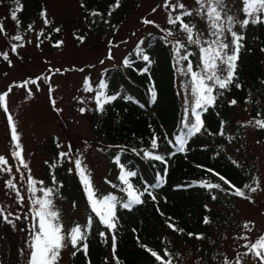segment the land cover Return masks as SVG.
Here are the masks:
<instances>
[{
	"label": "rangeland",
	"instance_id": "obj_1",
	"mask_svg": "<svg viewBox=\"0 0 264 264\" xmlns=\"http://www.w3.org/2000/svg\"><path fill=\"white\" fill-rule=\"evenodd\" d=\"M181 2L188 9L193 10L194 14L188 22L196 26L201 40L213 39L208 35L206 19L195 15L194 10L197 7L195 0H181ZM123 3L131 7L129 17L116 31L107 36H100L91 32L89 20H86L80 9V4L76 0H46L48 17L52 24L44 31L46 36L51 32L52 40L42 37L41 46L39 48L35 46L37 34L43 28V22L40 19L33 26L32 31L28 30L25 35L22 34L24 35L22 42L26 46L17 49L19 55H14L11 52V44L19 43L11 40V36L19 34V28L7 18L6 8L0 7V17L4 19L0 21L7 33V35L0 33V54L7 51L9 59L14 65L9 67L8 62L4 61L0 55V93H3L13 82L19 83L28 77L35 78L41 74L49 75L47 69L50 67L62 70V74H55L51 77L53 88L51 96L55 101V108L62 109L59 113L50 103L47 85L39 92L33 86H29L33 89L34 95L32 96H28L23 89L13 88L6 98L9 113L13 117L20 136V143L24 149V158L29 164L31 175L35 180L45 182V171L50 166L49 163L56 162L53 150L57 149L58 153L68 151L70 144L72 146L70 155L79 156L83 166H86L96 196L103 198L114 195L119 200H126L125 193L120 190L125 186L118 179L121 172L106 159L107 151L118 150V148L100 139L93 127L95 113L93 98L96 95L95 89L98 87L100 79L105 72L122 66L123 61L129 55L135 54L137 49L145 47L149 35L155 33L163 37L164 33L160 31V28L164 27L170 28L173 32V35L167 38L168 41L174 43L179 40L186 45V50L192 53L190 56L193 60V70H197L196 64L199 62L200 56L199 47L187 43L186 34L179 31L178 25L169 26L166 24V11L162 7L157 8L155 13L152 12L154 7L161 4V0H124ZM171 3H176V0H171ZM224 3L227 5L226 11H229L237 20L244 19L241 11L242 0H224ZM142 19L153 20L160 27L143 24ZM55 27L61 28L59 34L51 31ZM233 30L242 34L250 44L243 50V58L237 62V68L240 72H244L243 83L248 85L247 96L242 103L237 99L235 106H229V101L234 98L229 95L226 97L228 101L227 114L224 116L222 113H218L221 122H225L223 128L220 125L217 135L212 139L202 138V142L204 145H211L218 156L224 157L242 171L249 184L258 181L261 188H264V129L247 124L248 121L255 120L252 116L254 110L259 109L260 112H264V56L254 33L244 32L239 23L234 26ZM76 34L84 35L87 38L86 43L80 44L74 38ZM226 36L228 38L225 42L230 43V34L226 33ZM56 39L64 41V45L59 49L51 46L52 41ZM28 41H32V43H28ZM109 41L113 44L112 54L115 58L112 60L106 59ZM168 45L174 60V87L180 105L178 116L180 128L185 114V96H190V89L186 92L183 85L188 84L190 78L176 71L174 50L172 44L168 43ZM180 51L182 55L185 49ZM252 57L259 61L258 71L256 70L257 83H254L251 77L245 73L247 69L248 71L252 69L250 62ZM100 60L105 62L100 64ZM187 63L188 61H181V66L186 67ZM80 68H83L84 71H79ZM64 69L71 70L63 71ZM85 76L91 77L92 92H85L83 89L82 81ZM240 89L237 91L241 93ZM123 91L124 89L119 87L118 91L111 92L109 95H115L117 99L122 94L123 97L132 98V94ZM81 99L85 101L83 105L78 103ZM134 103L139 109L143 108V103L138 99H135ZM80 107L88 109L84 115L80 114L78 110ZM158 108L159 103L155 105V110ZM154 112V109L149 110L147 115L154 118ZM189 118L191 119V108H189ZM179 131L178 134L181 133ZM221 131L223 135L219 134ZM53 137L57 138L55 143L61 147L51 144ZM10 147L6 114L0 107V155L8 159L6 167H12L11 175L16 177L14 182L21 190V195L25 197L24 206L19 205L15 200V194L4 188V181L10 178L9 174L0 173V208H3L5 213L21 215L20 220L10 217L13 219L12 224L0 223V264H25L26 255L29 252L26 241L30 239L28 229L32 225V213L29 211L28 192L24 182L20 179V173L15 170L17 164L10 156ZM139 152L142 153V151ZM61 160L72 169L73 174L78 178L73 162L69 158H61ZM46 161L49 163H45ZM21 171L26 178L28 170L22 169ZM66 184L71 186L72 181H68ZM220 185L222 188H228L225 185ZM58 186L60 187V184ZM253 186L255 185L253 184ZM40 187L39 184L35 185L36 189ZM208 192L217 198L211 199L205 204L210 211L204 210L203 217L207 216L211 223H202L198 227L197 234H203L205 237L203 240L195 237L189 238L186 235L181 236L169 228L158 226L163 235L161 244L167 251L166 253L171 254L167 255L166 260L170 259L172 264H223L224 257H227L230 264H235L238 254L246 251L242 247L243 244L251 245L259 237L264 236V191L258 190L256 193H252L246 189V195L250 196L255 201L254 203L240 197L227 195L220 190H208ZM36 195L42 197L43 194L37 191ZM73 197L71 200H66L69 198L68 195L66 197L53 195L51 197L54 210L59 213L62 234L67 237L68 231L73 226L83 227L88 222V218L92 217L91 226L105 232L107 240L111 243L112 234L101 225L95 214L91 215L85 193L77 195L78 198L75 194ZM158 197L160 199L159 195ZM142 199L144 200L143 204L149 206L143 197ZM129 211L117 205L116 214L129 215ZM24 215H27L28 219H24ZM245 222H252L249 224L250 232L243 228ZM240 236H248L249 239L241 240ZM65 244L67 246L61 249L57 264H74L77 260L76 255H72L73 249L67 238ZM108 257L112 259L111 250L108 252ZM239 259L241 264H260L259 259L251 254L241 255ZM108 264L113 263L108 262Z\"/></svg>",
	"mask_w": 264,
	"mask_h": 264
},
{
	"label": "trees",
	"instance_id": "obj_2",
	"mask_svg": "<svg viewBox=\"0 0 264 264\" xmlns=\"http://www.w3.org/2000/svg\"><path fill=\"white\" fill-rule=\"evenodd\" d=\"M80 4V9L89 23L91 32L94 35L107 36L119 29L120 25L129 17L131 12L130 5L120 0L121 7L113 11L112 15L107 16L109 5L114 0H76ZM85 7H81V5ZM22 6L23 10L18 12L20 27L19 34L23 37L28 31V25L34 26L41 18L42 8H46V0H19V4L14 0H0V7L7 10V18L16 25L10 18V12ZM87 9V11H86ZM92 11L104 13L102 16H92ZM7 19V20H8ZM264 19V15H262ZM0 20H4L0 17ZM108 20V23L104 21ZM189 18H186L188 22ZM95 21V23H90ZM30 32V31H29ZM244 32L254 33L257 43L264 56V23L249 24L244 28ZM24 34V35H22ZM77 35V34H76ZM148 43L142 49H137L135 54L129 55L126 59L130 67L124 64L116 69L105 72L100 80L106 84L105 94L118 91L119 87L132 94V98L120 96L118 99L105 105L103 112L95 110L93 115L95 133L100 139L112 144L118 150L107 151L106 159L116 166L121 172V166L125 171H133L136 176L130 178V183L140 191L144 190L146 185H152L148 190L156 197L155 201L145 193L143 198L148 205L140 204L134 206L127 214H116V256L119 258V264H162L166 260L167 252L162 243V234L158 226L167 227L168 223L175 224L183 229L182 235L186 233H198V227L203 223L205 204L211 201V195L207 189L198 185L192 187H183L191 184L192 181H205L209 183H219L225 185L219 179V176L225 177L232 184L243 188L249 184L244 173L240 171L233 163L227 161L224 157L218 156L216 150L211 145H204L202 138L212 139L220 129L221 120L218 113L224 116L227 114L226 97L238 99L241 103L247 96V84L243 83L244 72L237 68V80L242 84L241 93L236 87L230 86L229 90L224 91L223 96L216 100L215 106L209 107L202 115L205 128L198 134L190 137L185 145V151L179 152L172 147L174 137L178 131L182 132V126L179 128V109L177 94L174 87V60L172 51L165 39L159 35L151 34L148 36ZM244 47L240 50L239 60L243 58V50L250 44L244 39ZM149 55L150 68L148 72L141 74V70L148 66L139 58V52ZM189 60L193 62L191 56ZM252 69L245 71L254 83H257L258 60H250ZM257 70V71H256ZM99 84V83H98ZM155 90L156 99L153 102L151 90ZM127 97V98H126ZM135 99L143 103V108L136 106ZM152 101V102H151ZM152 103V104H151ZM159 103L158 110L155 105ZM155 116L151 118L147 115L149 110H153ZM259 113V115H258ZM254 119H264V112L259 109L253 111ZM216 129V130H215ZM218 130V131H217ZM155 134L158 139L159 147L157 150L150 148L151 136ZM57 138L51 139V144L56 146ZM135 149V151H133ZM143 150L155 151L156 154L163 155L167 160L168 172L166 178L157 183V173L163 174L165 165L159 161L148 159L144 156ZM139 151H142L140 153ZM174 155H170L171 153ZM56 156V162L45 171V187L55 189L54 196L69 198L71 200L76 195H83L79 178H77L65 162L58 158L57 149L53 150ZM116 158L119 163H116ZM203 166L202 168L196 167ZM205 169H212L219 176L213 175V172H207ZM53 177L56 183H53ZM72 181L68 186L66 182ZM60 184V187L58 186ZM228 187V185H225ZM69 187V189H68ZM246 191V189H244ZM71 192V193H70ZM160 196V199L158 197ZM78 198V197H77ZM91 215L94 213L91 211ZM171 218V219H169ZM170 229V228H169ZM102 232L96 227L90 228L87 232V243L89 245L88 257L86 259L83 251L76 254L74 264H116V261L108 257L111 249V243L107 236H99ZM178 234L177 232H175ZM156 251L161 255L162 260L157 261L145 250Z\"/></svg>",
	"mask_w": 264,
	"mask_h": 264
},
{
	"label": "snow or ice",
	"instance_id": "obj_3",
	"mask_svg": "<svg viewBox=\"0 0 264 264\" xmlns=\"http://www.w3.org/2000/svg\"><path fill=\"white\" fill-rule=\"evenodd\" d=\"M15 3L19 4V0H14ZM196 9L195 15L201 16L206 19L208 24V35L213 37L211 40H201L200 34L196 31V26L186 21V18H190L193 16V10H190L186 7L181 0H176V3H171V0H161V4L157 5L152 9V12H156L157 8L162 7L163 10L166 11L165 22L169 26H179V31H182L186 34L187 43L189 45H195L199 47L200 56L199 62L196 64V69L193 70V62L189 60V56L192 53L186 50V45L181 43L179 40L168 41L167 38L173 35V32L170 28L164 27L160 28V31L164 33L162 39H165L168 43L172 44L174 50V57L176 58V71L181 75L189 77V83L183 85L185 91H189L190 96H185V114L181 121V126L183 131L174 137V143L170 141L173 148H175L179 152L185 151V145L190 137L195 134L200 133L204 128V122L202 120V115L207 111L209 107L215 106L216 100L218 96L223 95L224 91L229 90L230 86H234L237 89H240L242 86L237 80V67L238 60L240 55V50L244 47L242 41L245 37L237 33L233 30L234 26L239 23L242 29L247 28V26L251 23L253 25L258 23H264V19H262V15H264V0H242V13L244 15L243 20H237L229 11H226L227 5L224 3V0H195ZM81 7H85L83 4ZM121 7L120 0H114V3L109 5V10L107 11V16H111L113 11L117 8ZM23 8L20 6L19 8L12 10L10 12V18L12 21L16 22L17 28L20 27V22L18 20V12L22 11ZM87 11V9H86ZM92 16H102L104 13L98 11H92ZM40 18L43 22V28L37 34V42L36 47L39 48L41 43H43L42 37L48 40H52L51 32L46 36L44 29L49 28L52 24V21L48 17L47 9L42 8L40 12ZM87 18V17H86ZM108 23V20L104 21ZM90 23H95V21H90ZM142 23L146 25H152L155 27H160L153 20L142 19ZM28 30L32 31L33 26L28 25ZM55 33L59 34L61 32L60 27H55L51 29ZM0 33L7 35L2 21H0ZM226 33L230 34L231 40L230 43L225 42L227 40ZM74 38L80 43H86V37L84 35H76ZM11 40L18 41L19 43L11 44V52L14 55H19L17 49L25 47L26 45L22 42L23 37L20 34H16L11 36ZM28 43H32V41H28ZM64 45V41L60 39H56L52 41L51 46L53 48H61ZM113 44L109 41L106 52V59L112 60L115 57L112 54ZM181 49H185L184 53L181 55ZM264 51V49H262ZM2 58L4 61L8 62L9 67H13L12 61L9 59L8 52H4L2 54ZM139 58H141L145 63L146 67L141 70V74L148 72L150 68V57L147 54H144L142 51L139 52ZM181 61H188L186 67L181 66ZM105 61L100 60L99 63L103 64ZM123 64L126 67H130V63L127 59L123 61ZM95 67V65H93ZM71 69H64L63 71H69ZM79 71L83 72L84 69L80 68ZM47 72L49 75H38L35 78L28 77L27 79L22 80L19 83L13 82L10 84L7 89L0 93V107H2L3 112L6 114V122L9 134V144H10V156L12 160H14L17 164L16 172L20 173V179L24 182L26 190L28 192V204L29 211L32 213V225L31 228L28 229L30 239L26 241L29 252L26 255L25 264H57L58 259L60 258V251L62 248L66 247L65 239L67 238L68 242H70L71 248L73 249L72 255L75 256L77 252L83 251L86 259L88 257V249L89 245L87 241V232L90 231L92 224V217L88 218V222L85 226L75 225L70 231L67 233V237L62 234V226L59 223V213L54 210V205L51 197L53 196L55 189L51 187H45L43 181H38L33 178L31 175V170L29 164L26 162L24 158V149L22 144L20 143V136L17 130V127L13 121L12 115L9 113V109L6 103V98L9 96V93L12 92L13 88H20L25 91L28 96L34 95L32 87L35 88L37 92L42 91L44 86L47 85V91L49 94L50 103L53 105V108L58 113L62 111V109L55 108V101L52 99L51 93L53 88L51 86V77L55 74H62V70L60 68H48ZM7 75V73H5ZM43 82V83H41ZM92 80L90 76H85L82 81V86L85 92H92ZM106 88V84L103 80L99 81L98 87L95 89L96 95L94 96L95 110L98 112H103L105 105L117 99L115 95H106L104 89ZM152 101L154 102L156 99L155 90H151ZM130 99V98H129ZM247 102V101H246ZM78 103L83 105L85 101L83 99L79 100ZM237 101L232 99L229 101V106H235ZM189 108H191V119L189 118ZM79 112L81 115H84L88 109L85 107H80ZM259 115V113H258ZM224 121L221 122V128H223ZM248 125H252L254 127H258L259 129H264V119H255L254 121L250 120L247 122ZM247 126V125H242ZM223 135L221 131L219 133ZM158 137L153 134L150 139V148L152 150H157L159 147ZM57 147H61V145L57 144ZM135 151V149L133 150ZM143 154L146 158L159 161L164 164L163 174L157 173V183H161L167 176L168 167L167 160L163 155L156 154L155 151L143 150ZM72 146L68 145V151H62L58 153V158H69L75 167L76 175L78 176L82 189L85 193V198L88 201L89 207L91 211L95 214V217L101 223V225L111 233V249L113 260L116 261V264H119V258L116 256V236L115 229L116 225V208L117 205L123 207L126 210H131L135 205H139L144 203L142 197L147 193L154 201L156 199L155 196L152 195V192L148 189L153 187L152 185H146L143 191L135 188L133 184L130 183V178L136 176V173L133 171H125L123 166H121V173L118 179L125 186L120 189L125 193L127 197L126 200H119L114 195L105 196L103 198H98L96 196L95 189L92 185V181L90 178V174L87 171L86 166H83V162L79 156H71ZM175 153H171L170 155H174ZM116 163H119V159L116 158ZM45 163H48L47 161ZM8 159L0 155V173H8L10 178L4 181V188L11 190L15 194L16 202L24 206L25 197L21 195V190L17 187V184L14 182L16 180L15 176H12V167L7 166ZM55 165H51L50 167H54ZM196 167L202 168L203 166L197 165ZM22 169L28 170V175L25 178L24 173L21 171ZM72 171V169H69ZM207 172H213V175L219 176L218 173H215L212 169H205ZM219 179L223 181L225 185H228V188H222L219 183H209L205 181H192L191 184L183 186V187H192L199 186L201 188L207 189L209 191L212 190H220L225 192L227 195L240 197L245 200H248L250 203H254L250 196L246 195L245 190L252 193H256L258 190L264 191V188H261V185L258 181H253V184H245L243 188L237 187L232 184L229 180H227L223 176H219ZM53 183L55 184V178L53 177ZM110 183V182H109ZM39 184L41 187L39 189L35 188V185ZM113 187H116L113 185ZM39 191L42 193V197H37L36 192ZM217 197L215 195L211 196L212 200H215ZM38 205V207H37ZM205 210L210 211L208 206L205 205ZM10 217H14L15 220H20L21 215L14 214L11 212L5 213L3 208H0V223H8L12 224L13 219ZM24 219H28L27 215H24ZM171 219V218H169ZM202 222L204 224H210V219L206 216L203 218ZM252 222H245L243 224V228L247 229L249 232L251 228H249V224ZM167 227H169L172 231L177 232L178 234H182L184 232L183 229L178 228L173 223H168ZM254 227V224H253ZM23 230V229H21ZM189 238L195 237L196 239L203 240L205 237L203 234H195V233H186ZM99 236L102 238L106 237L105 232H99ZM241 240H248V236H240ZM144 247L146 251L149 252L151 256H153L157 261H161L162 257L156 251L151 249H147ZM246 251L242 254H238V258L235 261V264H241V260L239 257L241 255H253L259 259L260 264H264V236L259 237L255 243H245L242 245ZM22 254L23 250H21ZM165 255H171L170 253H165ZM88 264H91L90 260ZM162 264H172V261L165 260ZM223 264H230L227 257H224Z\"/></svg>",
	"mask_w": 264,
	"mask_h": 264
}]
</instances>
